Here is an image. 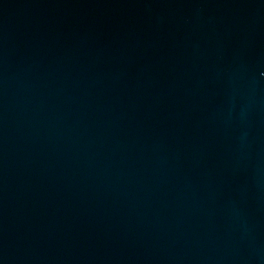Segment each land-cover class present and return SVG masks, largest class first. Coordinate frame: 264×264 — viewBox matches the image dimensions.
I'll use <instances>...</instances> for the list:
<instances>
[{
    "label": "water",
    "instance_id": "obj_1",
    "mask_svg": "<svg viewBox=\"0 0 264 264\" xmlns=\"http://www.w3.org/2000/svg\"><path fill=\"white\" fill-rule=\"evenodd\" d=\"M0 264H264V0H0Z\"/></svg>",
    "mask_w": 264,
    "mask_h": 264
}]
</instances>
